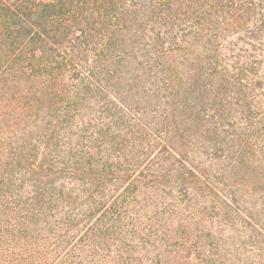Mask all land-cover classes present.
I'll list each match as a JSON object with an SVG mask.
<instances>
[{
	"label": "trees",
	"instance_id": "obj_1",
	"mask_svg": "<svg viewBox=\"0 0 264 264\" xmlns=\"http://www.w3.org/2000/svg\"><path fill=\"white\" fill-rule=\"evenodd\" d=\"M0 264H264V0H0Z\"/></svg>",
	"mask_w": 264,
	"mask_h": 264
}]
</instances>
